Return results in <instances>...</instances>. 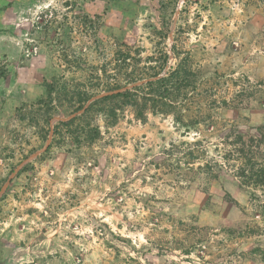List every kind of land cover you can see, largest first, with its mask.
Listing matches in <instances>:
<instances>
[{
  "label": "rangeland",
  "instance_id": "obj_1",
  "mask_svg": "<svg viewBox=\"0 0 264 264\" xmlns=\"http://www.w3.org/2000/svg\"><path fill=\"white\" fill-rule=\"evenodd\" d=\"M182 61L183 123L42 137L47 81ZM0 264H264V0H0Z\"/></svg>",
  "mask_w": 264,
  "mask_h": 264
},
{
  "label": "trees",
  "instance_id": "obj_2",
  "mask_svg": "<svg viewBox=\"0 0 264 264\" xmlns=\"http://www.w3.org/2000/svg\"><path fill=\"white\" fill-rule=\"evenodd\" d=\"M117 66L121 68L119 64ZM119 69L113 74H108L106 69L100 73L98 70L93 71L91 74L94 81L88 80L72 87L66 84L57 86L55 82L47 81L48 97L39 101V110L43 111L42 119L47 125L42 136L45 140L51 130L52 118L55 115L62 117L53 126L49 148L65 143H94L102 136L100 120H103L105 126L115 125L128 107L132 108L135 116L142 121L146 120L148 112H178L176 121L184 122L185 114L181 109L189 110L185 104L189 93L196 88V73L185 61L169 69L164 75H160V71L151 75L144 71L143 75L148 76L147 80L131 87L119 83L118 80L122 76ZM125 76L130 78V82L143 80V77L134 79L129 73H125ZM63 108H68V117L65 116V110L61 111ZM197 122L199 119L195 117L190 118L188 124H184Z\"/></svg>",
  "mask_w": 264,
  "mask_h": 264
}]
</instances>
